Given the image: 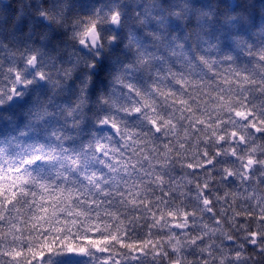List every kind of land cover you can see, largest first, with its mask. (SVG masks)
Listing matches in <instances>:
<instances>
[{"label":"clouds","instance_id":"obj_1","mask_svg":"<svg viewBox=\"0 0 264 264\" xmlns=\"http://www.w3.org/2000/svg\"><path fill=\"white\" fill-rule=\"evenodd\" d=\"M245 76L264 78V0H0V199L44 184L103 207L146 172L158 191L182 173L177 219L98 250L103 228L17 218L0 264H264V158L242 170L219 102Z\"/></svg>","mask_w":264,"mask_h":264},{"label":"snow or ice","instance_id":"obj_2","mask_svg":"<svg viewBox=\"0 0 264 264\" xmlns=\"http://www.w3.org/2000/svg\"><path fill=\"white\" fill-rule=\"evenodd\" d=\"M225 85L227 86L226 93L223 91L220 93L219 102L223 104L224 101H227L231 105L232 111L225 113V117L228 119L223 124V130L231 135L234 153L237 147L240 149V154L247 153V159L243 162L244 168L242 169L247 170L248 165H257L264 158V78H261L260 82L257 83L245 76L242 79L238 78L235 84L226 79ZM221 87L223 88L224 85H221ZM171 103L173 105L183 104L184 101L173 99ZM185 110L191 115L190 108ZM196 111L199 113L200 109L197 108ZM216 123L217 121L209 115L207 123L204 121L190 122L189 130L193 132V135H197L198 132ZM197 125L198 127H196ZM224 139L225 137L221 135L220 140L223 142ZM189 147H191V144H189ZM207 156L208 153L206 152L201 158L206 161V165H211V161H207ZM206 169L207 167H205ZM148 179L149 175L146 172L143 177H140L139 181H134L126 188L118 189L122 194L117 196L115 201L103 207L96 204L91 206L88 204L81 205L78 200L75 201V207H73V192H65L64 189L53 191L44 184L39 185L38 192L25 191L23 188L17 192L14 186L4 185L6 191L11 190L10 199H0V233L9 231L10 225L14 227V220L17 218H24L26 222L31 223L34 227L68 224L74 226L79 222L86 230L99 231L101 230L100 225L98 223L94 224L93 221H99L107 217L108 219L104 221L103 230L109 233L110 239L89 241V243L97 246L98 250H104L100 248V245L115 241L120 238L121 232H127L128 225L125 224V220H128V224L133 226L138 225L140 220L146 219V214L156 224L169 220V218L177 219L172 211L177 199H165V197H172L173 192L178 193L180 191L179 184L173 191L172 182L169 181L167 190L164 185L159 190L163 195L157 196V189L153 188L151 183L147 187L144 186L143 181ZM259 183L264 185V178H261ZM147 189H151V192ZM21 196L24 198V204L16 208L17 216L14 218L4 214V203L13 204ZM129 206H132L133 209L131 219L129 220L127 216L121 219ZM136 212H139L140 215L136 216ZM55 230L60 231L61 228L56 227ZM120 246L129 249L139 247L135 243L124 242H121Z\"/></svg>","mask_w":264,"mask_h":264},{"label":"trees","instance_id":"obj_3","mask_svg":"<svg viewBox=\"0 0 264 264\" xmlns=\"http://www.w3.org/2000/svg\"><path fill=\"white\" fill-rule=\"evenodd\" d=\"M205 167L210 168L211 165H205ZM185 171H189V170L185 169ZM194 171H196V172H200V171H202V170H200V169H196V170H194ZM181 175H182V173H181L180 169L178 168V169L176 170L175 175L173 176V179L177 180V184H179V188H180V180H179V178H180ZM177 184H172V187L175 188V187L177 186ZM164 187H165V189L167 190V188L169 187V184H165ZM218 191H221V190H218ZM206 194H207V192H206ZM156 195H157V196H162L163 193H161L160 191L157 190V191H156ZM165 199H177V202H178V201H179V196H178V193H177V192H173V196H172V197H165ZM132 213H133L132 206H129V208H128V209L123 213V215L121 216V219H123L124 216H127L128 219L130 220L131 217H132ZM135 214H136V216H139V215H140L139 212H136ZM107 219H108L107 217H104L102 220H99V221L94 220L93 223H94V224L98 223V224L100 225L101 229H102L103 226H104V221L107 220ZM169 219H171V218H169ZM109 222L111 223V221H109ZM151 222H152V220H151V217H150V216H149L148 219H142V220H140L139 225L137 226V231L140 230V227H141V226H146L147 224H149V223H151ZM125 224L128 225V227L131 226V225L128 224V220H125ZM78 225H79V222H78ZM155 230H156V229H152V231H155ZM145 231H147V228H146V227H145ZM109 264H110V262H109Z\"/></svg>","mask_w":264,"mask_h":264}]
</instances>
